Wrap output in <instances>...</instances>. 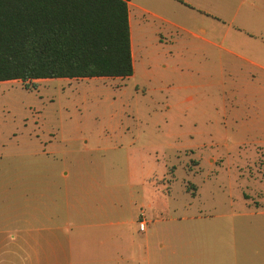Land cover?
I'll use <instances>...</instances> for the list:
<instances>
[{"label": "rangeland", "instance_id": "rangeland-1", "mask_svg": "<svg viewBox=\"0 0 264 264\" xmlns=\"http://www.w3.org/2000/svg\"><path fill=\"white\" fill-rule=\"evenodd\" d=\"M178 8L136 12L129 75L0 80V264L108 228L132 264H264V82L228 75L238 21ZM64 187L113 191L118 223L64 228Z\"/></svg>", "mask_w": 264, "mask_h": 264}, {"label": "trees", "instance_id": "trees-1", "mask_svg": "<svg viewBox=\"0 0 264 264\" xmlns=\"http://www.w3.org/2000/svg\"><path fill=\"white\" fill-rule=\"evenodd\" d=\"M127 0H0V80L126 76Z\"/></svg>", "mask_w": 264, "mask_h": 264}, {"label": "crops", "instance_id": "crops-1", "mask_svg": "<svg viewBox=\"0 0 264 264\" xmlns=\"http://www.w3.org/2000/svg\"><path fill=\"white\" fill-rule=\"evenodd\" d=\"M127 18L129 30V48L132 62V49L135 44V29L132 28V18L136 17V12L145 11L150 15L160 18L157 11L162 6L171 5L175 8L186 7L194 9L199 13L212 14L213 17L228 20L226 29L230 22L238 21L237 31L243 32V37H240L238 48L225 47L224 50L233 55L237 60L233 61L228 70V75L232 80H237L243 76H249L258 82H264V0H237L233 5V0H127ZM173 3V4H172ZM174 3H177L174 4ZM180 5V6H178ZM182 12H185L183 8ZM186 13V12H185ZM176 26L183 28L180 24L174 23ZM201 29V32H204ZM195 36L203 38L209 43L213 42L199 33L193 32ZM232 70V71H231ZM62 206L58 209L59 215H56V220L61 219L64 228H84L95 227V225H111L117 224L118 219H114L117 214L116 195L113 191H109L107 195V207L102 205L100 195H92L90 191L79 192L76 196H71V193L64 187L61 196ZM56 213L53 212V215ZM51 218V213L47 216ZM129 222V221H128ZM108 228L104 233L97 237L69 236L64 244L63 249L64 259L70 264L71 258L76 251L82 258L80 264H117L119 260L133 263L135 255L133 254L132 239L122 240L117 238L116 234ZM84 241L81 249H76V245ZM63 244V243H62ZM136 245V244H135ZM136 249L139 250L136 245ZM139 253H137L138 255ZM73 257V256H72ZM140 260L144 258L139 255ZM38 258V257H37ZM36 258V259H37ZM137 260L138 257L136 258ZM149 257L147 258V262Z\"/></svg>", "mask_w": 264, "mask_h": 264}, {"label": "built area", "instance_id": "built-area-1", "mask_svg": "<svg viewBox=\"0 0 264 264\" xmlns=\"http://www.w3.org/2000/svg\"><path fill=\"white\" fill-rule=\"evenodd\" d=\"M138 228H139V229H142V228H143V222H142V221H139V222H138Z\"/></svg>", "mask_w": 264, "mask_h": 264}]
</instances>
